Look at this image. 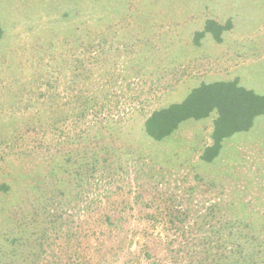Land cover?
I'll return each instance as SVG.
<instances>
[{
    "label": "rangeland",
    "instance_id": "rangeland-1",
    "mask_svg": "<svg viewBox=\"0 0 264 264\" xmlns=\"http://www.w3.org/2000/svg\"><path fill=\"white\" fill-rule=\"evenodd\" d=\"M208 18L232 27L197 45ZM0 22V264H205L228 219L264 230V115L212 162L214 112L143 130L202 82L264 93V0H0ZM96 131L117 153L90 174Z\"/></svg>",
    "mask_w": 264,
    "mask_h": 264
},
{
    "label": "trees",
    "instance_id": "trees-1",
    "mask_svg": "<svg viewBox=\"0 0 264 264\" xmlns=\"http://www.w3.org/2000/svg\"><path fill=\"white\" fill-rule=\"evenodd\" d=\"M231 27L230 19L219 23L213 18H208L203 29L193 34V41L198 45L203 35L210 32L215 41L221 42L222 32ZM2 34L3 28L0 22V38ZM94 37H90L88 32L85 38L93 44L96 41ZM49 80L50 78L47 82ZM90 100L88 99V102ZM88 102L84 100V103ZM94 103L98 104V102ZM95 104H89V108H94ZM212 112L215 116L212 119L211 142L206 144L200 153V159L205 162H212L219 156L225 138L235 132L248 130L256 116L264 115V93H258L252 88L241 85L238 78L202 82L191 88L182 100L150 110L144 117L143 130L148 137L160 141L176 130L184 120L202 119ZM76 116L75 123L78 124L80 117ZM101 135L99 131L90 132L89 135L90 146L86 150V156L90 174L100 167H107L109 172L114 161L109 155L117 153L111 145L104 144L106 147L97 148ZM69 157H66V161ZM80 159L78 155L76 161L81 163ZM65 164L66 162L60 167ZM8 189L7 183H0V192H6ZM104 219L110 221V216L105 214ZM237 223L239 222L228 219L225 228L220 223L222 231L218 229L214 245L208 244L206 249L208 254L205 255L208 263L205 264H264V230H254L249 224L242 226ZM223 230H225L224 235ZM144 253L146 258L150 257L149 250L145 249Z\"/></svg>",
    "mask_w": 264,
    "mask_h": 264
}]
</instances>
